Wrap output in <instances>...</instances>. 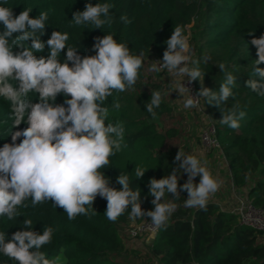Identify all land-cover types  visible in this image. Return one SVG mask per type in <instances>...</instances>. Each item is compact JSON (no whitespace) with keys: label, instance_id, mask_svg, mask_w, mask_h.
<instances>
[{"label":"clouds","instance_id":"obj_1","mask_svg":"<svg viewBox=\"0 0 264 264\" xmlns=\"http://www.w3.org/2000/svg\"><path fill=\"white\" fill-rule=\"evenodd\" d=\"M111 8L109 3L89 2L83 11L74 12L71 20L75 26L110 27L114 23ZM31 11L26 9L14 15L12 8L0 5V24L4 26L0 32V98L10 102L12 125L18 129L11 132V143L0 147V217L17 218L21 215L18 207H27L24 202L31 199L33 206L52 201L69 220H74L79 215H95L93 204L99 196L107 201L104 213L109 221H117L130 206L131 219L147 216L154 230H166L177 204L163 198L172 194L178 199L181 191L187 192L184 207L206 211L222 181L206 167V161L181 148L174 158L178 166L160 179H150L149 195L153 197L154 209L147 212L141 207V192L130 187L132 180L128 174L120 172L117 176L116 183L122 186L117 189L110 186L109 178L101 171L107 168L111 156L127 147L123 125L106 123L109 110L104 102L114 91L125 92L135 85L144 53L133 54L126 43L105 34L93 44L96 54L82 57L77 48L67 45V32L54 30L47 41L42 40L48 13L31 17ZM119 19L130 23L126 15ZM29 39L31 44L26 46ZM189 40L184 27L176 25L165 42L162 61L156 60L149 70L167 71L172 78L169 85L182 96L184 109L201 110L203 99L204 104L220 107L222 125L239 129L245 111L239 105L227 111L221 107L235 97L237 76L226 71L221 63L219 68L225 76L219 91L206 87L201 60L193 57ZM250 43L256 48L257 59L252 78L246 84L264 96V68L256 66L264 63V34L258 38L253 35ZM46 45L49 54L38 58L35 53L43 52ZM15 46L21 50L14 52ZM66 46V59L61 62L58 57ZM203 59L207 62L208 57ZM185 77L190 82L199 81L196 95L183 83ZM33 92L38 94V102L28 98ZM59 94L65 97L62 104L54 103ZM165 94L151 91L146 111L153 119ZM113 107L118 110L121 106L116 102ZM22 122L28 126L19 129ZM146 170L135 167V179L142 178ZM181 173L187 174V180L179 185ZM198 175L197 184L194 181ZM23 225L24 230L15 231L10 239H6V232H0V253L18 264H62L59 257L49 259L41 250L51 243L54 229L44 227L42 234L34 231L31 219H24Z\"/></svg>","mask_w":264,"mask_h":264},{"label":"trees","instance_id":"obj_2","mask_svg":"<svg viewBox=\"0 0 264 264\" xmlns=\"http://www.w3.org/2000/svg\"><path fill=\"white\" fill-rule=\"evenodd\" d=\"M89 2L111 4L114 23L110 27L105 24L103 28H93L91 24L75 26L71 20L73 13L83 11ZM0 5L12 8L14 15L26 9H32L31 17L47 12L48 21L41 39L47 41L54 30L67 32V45L77 48L82 57L95 55L93 44L97 37L105 34H112L118 42L126 43L133 54L142 51L144 63L132 87L134 90L141 86L147 55L153 52L149 59L154 63L155 58L162 61L167 47L165 42L174 27L181 25L186 33L188 27H194L195 16L200 13L198 53L194 58L201 60L204 84L219 91L225 76L219 68L223 63L226 71L237 76V80L233 87L235 97H230L221 107L227 111L239 105L246 115L239 121V129H232L219 122L223 114L220 107L204 105L216 122L217 138L228 160L234 185L247 186V197L264 211V96L253 92L246 84L252 78L257 59L256 48L250 41L253 35L258 38L264 34V0H0ZM122 14L130 23L119 19ZM3 30L0 24V32ZM25 44L30 46L31 39ZM210 47L221 48L223 54L217 56L209 51ZM20 50V46L13 48L14 52ZM66 52L67 46L58 57L61 62L66 59ZM48 54L47 45L43 52L35 53L38 58ZM204 57H208L207 62L203 61ZM246 62H250L248 67H244ZM256 66L264 68V63ZM193 85L198 92L199 81H193ZM125 92L114 91L104 106L109 110L106 123L123 125L127 147L111 156L109 165L101 171L109 178L110 186L117 189L122 187L116 183L117 176L120 172L128 174L132 180L130 187L141 192V207L147 212L154 209L153 197L149 195L150 179H160L178 166L174 158L179 151L176 140L180 132L171 124L159 128L163 120L161 115L167 113L166 117H170V106L164 101L155 109L157 117L153 119L146 111L150 100L145 102L140 91L135 98ZM28 98L33 103L38 102V94L34 92L29 93ZM64 100V95L59 94L54 103L62 104ZM116 102L121 106L118 110L113 107ZM27 126L22 122L19 129ZM16 130L10 116V102L0 98V147L11 143V132ZM135 167L147 169L142 178L135 179ZM24 203L27 207H18L21 215L17 218L0 217V232H6V239L15 231L24 230V219H31L34 231L42 234L44 227L54 229L51 243L41 249L49 259L59 257L62 264H124L118 253L130 248L125 247L117 221L106 218V199L97 196L93 204L96 214L79 215L74 220H69L63 209L56 208L52 201L35 206L31 199ZM129 213L130 206L118 219ZM130 251L137 253L134 249ZM149 253L160 264H264V241L261 230L241 223L237 212L222 208L210 199L206 211L178 205L167 229L155 231ZM0 264L18 262L0 253Z\"/></svg>","mask_w":264,"mask_h":264},{"label":"rangeland","instance_id":"obj_3","mask_svg":"<svg viewBox=\"0 0 264 264\" xmlns=\"http://www.w3.org/2000/svg\"><path fill=\"white\" fill-rule=\"evenodd\" d=\"M200 23H201V15L199 13L198 15L195 16L194 27L192 29L188 27L187 32L185 33L190 37L189 42L193 48V53H192L193 57L196 53H198L196 43L199 39L198 29L200 27ZM191 35L194 36V39L191 38ZM209 51L214 54H217V56L223 54V50L217 47H213V48L210 47ZM152 55L153 52H150L149 55L147 56L151 59ZM149 58H147L148 60L145 61V66L143 70L144 74L142 76L140 82L141 86L139 87V89L134 90L133 88H130L125 93H127V95L132 94L134 95L135 98V94L137 95L138 92L140 91V94H142V97L145 102L150 100L151 91H162L166 93L163 96L162 101H164L167 105L170 106V111H169L170 117H166L167 113H163L161 115V117L163 116V120H161V124L159 125V128L161 129L163 125L166 126L168 124L177 126L179 128L180 133L177 136L176 145L178 146V149L180 148L183 149L186 154H195L201 157L200 156L201 152L204 153L214 152L215 149H210L208 151L203 150L200 142V133L206 124L205 116L199 113L195 108H191V109L183 108L182 96H180L178 91L176 90L172 91V86L169 85V83H171L172 81V78L167 74L166 70L161 73L150 71L149 69L151 68V65L154 62H152ZM249 65L250 62H246L244 64V67H248ZM217 150L222 151V149H217ZM223 159H225V157H223ZM186 177L187 174L185 173L180 174V179L178 182L179 185L185 183V181L187 180ZM198 178L199 176H197L194 181L197 184L199 183V179H200ZM251 180H249V183L251 182ZM246 189L247 186H241V188L237 189L235 192H237L239 196H244V194H246ZM186 198H187V192L181 191L180 197L178 199L173 198L172 194H166L163 199L164 201L171 200L174 203H176L178 206V205H184V201ZM144 218H149V217L145 216L143 218L131 219L129 214H125L116 222L118 230L123 237L125 247L130 248L126 251L121 250L118 253L119 258L124 262V264H160L156 259L150 257L149 243L152 239L151 235L145 233L139 234L135 237L129 235V228L135 222L141 221ZM131 249L136 250L137 253L131 252L130 251Z\"/></svg>","mask_w":264,"mask_h":264},{"label":"built area","instance_id":"obj_4","mask_svg":"<svg viewBox=\"0 0 264 264\" xmlns=\"http://www.w3.org/2000/svg\"><path fill=\"white\" fill-rule=\"evenodd\" d=\"M155 58V62H156ZM183 83L190 89L192 95H196L193 81H189L187 77L184 78ZM201 100V110L196 109L199 113L205 116L206 124L200 133V142L202 149L208 151L210 149H221L220 142L216 134V122L207 112L206 107ZM204 108V111L202 110ZM232 211L239 214V220L241 223L252 225L262 231V239L264 241V211L255 207L246 194L238 197L236 205L231 207ZM149 218H144L141 221L135 222L129 228V235L135 237L139 234H148L153 237L156 230L153 229Z\"/></svg>","mask_w":264,"mask_h":264},{"label":"crops","instance_id":"obj_5","mask_svg":"<svg viewBox=\"0 0 264 264\" xmlns=\"http://www.w3.org/2000/svg\"><path fill=\"white\" fill-rule=\"evenodd\" d=\"M200 156L203 161L207 162L206 167L212 174L222 181L221 187L211 197V200L216 201L222 208L231 209V207L238 202L239 194L235 191L241 187H236L234 185L230 166L225 155L221 150L215 149V151L211 153L201 152ZM223 157H225V159H223Z\"/></svg>","mask_w":264,"mask_h":264}]
</instances>
